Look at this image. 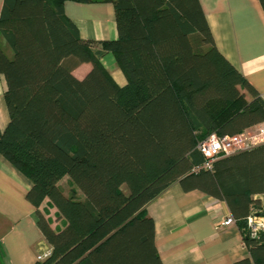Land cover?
<instances>
[{"label": "trees", "instance_id": "16d2710c", "mask_svg": "<svg viewBox=\"0 0 264 264\" xmlns=\"http://www.w3.org/2000/svg\"><path fill=\"white\" fill-rule=\"evenodd\" d=\"M64 1L3 0L0 12L11 51L0 44V154L31 181L26 198L50 246L33 264H162L144 208L176 182L223 200L264 264V236L244 233L251 208L264 215V143L192 172L204 161L199 141L264 121V99L215 46L199 1L76 0L114 6L118 37L97 43L80 37ZM106 52L124 86L100 62ZM83 62L91 69L78 79ZM46 198L61 228L39 210Z\"/></svg>", "mask_w": 264, "mask_h": 264}, {"label": "crops", "instance_id": "0c3cea01", "mask_svg": "<svg viewBox=\"0 0 264 264\" xmlns=\"http://www.w3.org/2000/svg\"><path fill=\"white\" fill-rule=\"evenodd\" d=\"M198 1L217 49L264 99V11L259 0ZM2 4L0 0V12ZM63 10L86 41L97 43L118 37L112 3L65 0ZM0 44L11 55L2 37ZM100 62L119 86L127 83L113 53L106 52ZM90 69L91 64L83 62L72 74L82 79ZM5 90L6 83L0 75L1 130L9 120ZM243 92L250 99L248 93ZM31 184L0 154L1 264H33L39 255L50 250L37 225L35 207L26 198ZM258 197L263 200L261 195ZM39 210L54 229L63 226V219L57 216L56 207L47 198L41 202ZM144 210L153 220L155 246L162 264H256L238 223L220 224L231 215L223 200L200 189L184 190L176 182Z\"/></svg>", "mask_w": 264, "mask_h": 264}, {"label": "built area", "instance_id": "2783aa9c", "mask_svg": "<svg viewBox=\"0 0 264 264\" xmlns=\"http://www.w3.org/2000/svg\"><path fill=\"white\" fill-rule=\"evenodd\" d=\"M264 143V121L245 129L242 132L232 135H218L211 133L203 140L199 141L196 148L201 153L204 161L192 168V172L200 170H211L213 164L219 158L230 155L237 151L247 150L256 145ZM236 223V220L230 215L221 221L222 226H229ZM244 233L253 238H258L261 231H264V215L260 208L253 207L245 218ZM50 250L45 251L38 256L39 259L45 258Z\"/></svg>", "mask_w": 264, "mask_h": 264}, {"label": "rangeland", "instance_id": "374dc122", "mask_svg": "<svg viewBox=\"0 0 264 264\" xmlns=\"http://www.w3.org/2000/svg\"><path fill=\"white\" fill-rule=\"evenodd\" d=\"M58 184H59V186L61 187V189H62L66 194H69L70 189H71V184H70V182H69V180H68V178H67L66 176L63 177V178L59 181ZM74 189H75V187H74ZM75 194H76V197H78V198L82 197V194H81V192H80L78 189H76Z\"/></svg>", "mask_w": 264, "mask_h": 264}, {"label": "bare ground", "instance_id": "6f19581e", "mask_svg": "<svg viewBox=\"0 0 264 264\" xmlns=\"http://www.w3.org/2000/svg\"><path fill=\"white\" fill-rule=\"evenodd\" d=\"M255 126H256V125H255ZM252 127H253V126H252ZM250 128H251V127H250ZM247 129H249V128H247ZM261 232H264V231H261ZM259 235H261V234L259 233ZM263 236H264V235H263ZM48 250H49V249H48ZM48 250H47V251H48Z\"/></svg>", "mask_w": 264, "mask_h": 264}, {"label": "water", "instance_id": "95a60500", "mask_svg": "<svg viewBox=\"0 0 264 264\" xmlns=\"http://www.w3.org/2000/svg\"><path fill=\"white\" fill-rule=\"evenodd\" d=\"M261 235H264V232H260Z\"/></svg>", "mask_w": 264, "mask_h": 264}]
</instances>
